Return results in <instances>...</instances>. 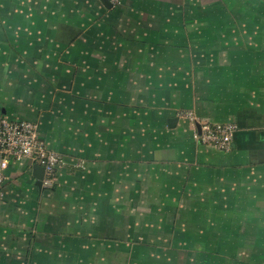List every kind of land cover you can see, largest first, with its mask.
<instances>
[{
  "label": "crops",
  "instance_id": "0c3cea01",
  "mask_svg": "<svg viewBox=\"0 0 264 264\" xmlns=\"http://www.w3.org/2000/svg\"><path fill=\"white\" fill-rule=\"evenodd\" d=\"M0 107L65 160L0 164V264H264V1L0 0Z\"/></svg>",
  "mask_w": 264,
  "mask_h": 264
},
{
  "label": "built area",
  "instance_id": "2783aa9c",
  "mask_svg": "<svg viewBox=\"0 0 264 264\" xmlns=\"http://www.w3.org/2000/svg\"><path fill=\"white\" fill-rule=\"evenodd\" d=\"M109 1L116 7L121 5L123 0ZM186 116L199 126V132L195 134L198 142L214 146L221 151L232 150L237 125L200 122L192 113H186ZM0 144L3 169L8 168L10 160L19 162L31 159L45 168L49 178L45 184L51 183L57 168L65 163L60 154L48 148L40 135V127L35 122L12 121L0 115Z\"/></svg>",
  "mask_w": 264,
  "mask_h": 264
},
{
  "label": "water",
  "instance_id": "95a60500",
  "mask_svg": "<svg viewBox=\"0 0 264 264\" xmlns=\"http://www.w3.org/2000/svg\"><path fill=\"white\" fill-rule=\"evenodd\" d=\"M103 3L105 4V6H107L108 8L112 7V4L110 3L109 0H102ZM0 112H1V107H0ZM0 152H1V144H0ZM0 164H1V153H0ZM35 171L36 172H40L36 175L37 179H38V184L42 185L43 181H44V172H45V168L43 166L40 165H36L35 166Z\"/></svg>",
  "mask_w": 264,
  "mask_h": 264
}]
</instances>
